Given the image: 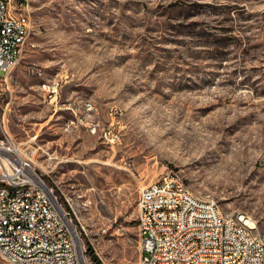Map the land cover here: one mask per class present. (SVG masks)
Masks as SVG:
<instances>
[{
	"label": "rangeland",
	"instance_id": "obj_1",
	"mask_svg": "<svg viewBox=\"0 0 264 264\" xmlns=\"http://www.w3.org/2000/svg\"><path fill=\"white\" fill-rule=\"evenodd\" d=\"M28 3L34 30L2 85L0 142L77 204L95 264H138L139 191L171 170L264 236V0ZM75 114L86 123L67 130Z\"/></svg>",
	"mask_w": 264,
	"mask_h": 264
},
{
	"label": "built area",
	"instance_id": "obj_2",
	"mask_svg": "<svg viewBox=\"0 0 264 264\" xmlns=\"http://www.w3.org/2000/svg\"><path fill=\"white\" fill-rule=\"evenodd\" d=\"M25 0H0V97L30 40ZM60 84L49 86L57 93ZM46 87V86H44ZM92 110V105L91 108ZM86 118L67 123V130ZM107 135V134H106ZM112 141L119 135L110 131ZM81 199L86 193L80 192ZM60 195L36 170L31 154L0 142V257L4 264H95L74 223L77 204ZM138 264H264V236L255 222L225 216L213 198L189 194L179 170L142 186L138 197Z\"/></svg>",
	"mask_w": 264,
	"mask_h": 264
},
{
	"label": "bare ground",
	"instance_id": "obj_3",
	"mask_svg": "<svg viewBox=\"0 0 264 264\" xmlns=\"http://www.w3.org/2000/svg\"><path fill=\"white\" fill-rule=\"evenodd\" d=\"M25 3H28V0H25ZM27 19H30V25H29V32H30V37L32 36V33H33V30H34V24H33V21H32V15H31V10H30V7H29V10H27ZM91 104H87L86 105V110L87 111H91ZM189 194L193 195L192 193H190V191L188 190ZM194 196V195H193ZM214 201V200H213ZM239 216H243L241 214H239ZM245 220L251 222L250 219H248L247 217L243 216Z\"/></svg>",
	"mask_w": 264,
	"mask_h": 264
},
{
	"label": "trees",
	"instance_id": "obj_4",
	"mask_svg": "<svg viewBox=\"0 0 264 264\" xmlns=\"http://www.w3.org/2000/svg\"><path fill=\"white\" fill-rule=\"evenodd\" d=\"M89 253L92 254L93 258H94L96 261L99 260L98 257H97L96 254H95V251H94L92 248H89Z\"/></svg>",
	"mask_w": 264,
	"mask_h": 264
}]
</instances>
